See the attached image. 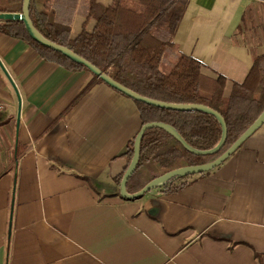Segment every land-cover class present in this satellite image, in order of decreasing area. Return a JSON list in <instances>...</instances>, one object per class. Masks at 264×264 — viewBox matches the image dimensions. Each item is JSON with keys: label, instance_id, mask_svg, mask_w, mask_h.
<instances>
[{"label": "crops", "instance_id": "1", "mask_svg": "<svg viewBox=\"0 0 264 264\" xmlns=\"http://www.w3.org/2000/svg\"><path fill=\"white\" fill-rule=\"evenodd\" d=\"M183 20L180 50L229 94L264 52L244 32L264 4L190 0ZM0 60L17 88L0 65V264H264V124L182 192L125 198L114 177L142 126L133 99L104 82L83 93L91 72L1 33Z\"/></svg>", "mask_w": 264, "mask_h": 264}, {"label": "trees", "instance_id": "2", "mask_svg": "<svg viewBox=\"0 0 264 264\" xmlns=\"http://www.w3.org/2000/svg\"><path fill=\"white\" fill-rule=\"evenodd\" d=\"M83 1L31 0L30 16L46 38L72 49L128 88L156 100L204 104L221 113L228 126L223 147L207 154L188 150L163 128L148 129L142 138L137 168L127 182L130 193L171 170L214 161L264 111V52L255 56L246 78L234 81L227 94L226 75L208 73L201 60L180 50L175 36L190 0H85L82 8ZM23 3L24 0H0V13L22 12ZM79 16L83 20L77 30ZM0 33L25 41L47 62L73 72H91L84 64L33 39L23 20L0 19ZM91 74L93 79L83 93L94 83L104 82ZM133 101L142 125H172L198 150L213 149L221 141L222 125L212 113ZM137 134L129 140L123 154L127 160L125 168L114 177L119 186L133 159ZM221 165L202 173L175 176L148 192L178 194Z\"/></svg>", "mask_w": 264, "mask_h": 264}, {"label": "water", "instance_id": "3", "mask_svg": "<svg viewBox=\"0 0 264 264\" xmlns=\"http://www.w3.org/2000/svg\"><path fill=\"white\" fill-rule=\"evenodd\" d=\"M30 5L31 0H24L23 3V10L22 12H4L0 13V19L3 20H23L26 28L31 35L33 39L40 42L41 44L51 47L63 54H65L67 57L72 59L75 62L84 64L89 70L97 75L99 78H101L105 83L110 85L111 87L115 88L116 90L124 93L125 95L129 96L132 99H136L142 102H145L150 105H156L160 107H166L171 109H179V110H202L209 113L214 114L218 120L220 121L222 125V138L219 144L210 150H198L194 147H192L182 136L181 134L173 127L172 125H169L164 122H149L147 124H144L141 126L136 139L134 143V156L133 159L125 172L123 179L120 184V192L121 195L125 198H138L140 196H143L148 191L164 184L166 181L170 180L171 178L175 176H184L189 174H197L202 173L206 171H210L221 165L224 161H226L231 155H233L241 145H243L249 137H251L263 124H264V111L259 115V117L247 128V130L224 152L222 153L218 158H216L214 161L204 163V164H196V165H189L180 167L174 170H171L153 180H151L149 183H147L142 189L135 193H130L127 190V182L129 178L132 176V174L135 172L140 155H141V142L144 134L146 131L152 127H160L165 130H167L169 133L174 135L188 150L197 153V154H207V153H215L219 151L223 145L226 142L227 135H228V126L225 121V118L222 116L221 113L218 111L199 103H171L161 100H156L144 95H141L140 93L128 88L124 84L120 83L119 81L115 80L111 76H109L106 72L101 70L99 67H97L95 64L91 63L86 58L82 57L72 49L63 46L61 44H58L56 42H53L46 38L34 25L31 16H30ZM0 65L4 72L9 76L10 80L12 81V84L16 88V85L12 78L10 77L8 71L6 70L5 66L3 65L2 61L0 60ZM17 90V88H16ZM19 94V93H18Z\"/></svg>", "mask_w": 264, "mask_h": 264}, {"label": "rangeland", "instance_id": "4", "mask_svg": "<svg viewBox=\"0 0 264 264\" xmlns=\"http://www.w3.org/2000/svg\"><path fill=\"white\" fill-rule=\"evenodd\" d=\"M84 5H85V0L83 1L82 8L84 7ZM186 11H187V8H186ZM186 11H185L184 15L186 14ZM184 15H183V17H184ZM182 20H183V18H182ZM182 20H181V22L183 23L184 20L183 21ZM181 22H180V24H181ZM244 32L246 33L247 37L249 35H250L249 38L253 37L254 42H256V41L259 42V40L264 41V24L254 23V26H252L251 28H250V26H248L246 28V30H244ZM4 108L2 110H4ZM2 110H0V111H2Z\"/></svg>", "mask_w": 264, "mask_h": 264}, {"label": "built area", "instance_id": "5", "mask_svg": "<svg viewBox=\"0 0 264 264\" xmlns=\"http://www.w3.org/2000/svg\"><path fill=\"white\" fill-rule=\"evenodd\" d=\"M259 2H261L262 4H264V0H257ZM5 101L0 97V110H2L5 107Z\"/></svg>", "mask_w": 264, "mask_h": 264}]
</instances>
